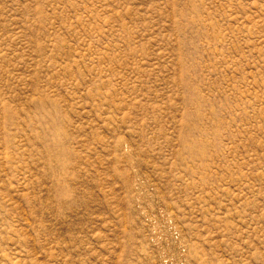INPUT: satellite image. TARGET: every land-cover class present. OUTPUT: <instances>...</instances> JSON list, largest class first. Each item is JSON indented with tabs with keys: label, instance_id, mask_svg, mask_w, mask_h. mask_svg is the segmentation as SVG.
Segmentation results:
<instances>
[{
	"label": "rangeland",
	"instance_id": "rangeland-1",
	"mask_svg": "<svg viewBox=\"0 0 264 264\" xmlns=\"http://www.w3.org/2000/svg\"><path fill=\"white\" fill-rule=\"evenodd\" d=\"M0 264H264V0H0Z\"/></svg>",
	"mask_w": 264,
	"mask_h": 264
}]
</instances>
